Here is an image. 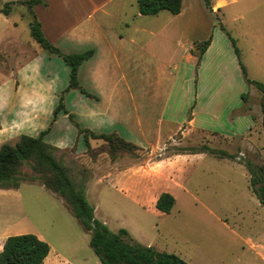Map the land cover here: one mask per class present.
Returning a JSON list of instances; mask_svg holds the SVG:
<instances>
[{
    "label": "crops",
    "instance_id": "obj_1",
    "mask_svg": "<svg viewBox=\"0 0 264 264\" xmlns=\"http://www.w3.org/2000/svg\"><path fill=\"white\" fill-rule=\"evenodd\" d=\"M24 1L28 0H0V9L6 3L17 2L9 15L0 13V147L15 144L23 135L38 137L49 129L44 136L46 143L87 156L85 138L69 116L61 112L54 120L60 95L69 86V66L62 57L50 55L41 46L28 49L17 36L14 9L25 7L20 3ZM138 1L43 0L34 7V13L46 38L63 54L94 51L78 70L80 86L89 95L77 89L69 91L73 101L66 109L79 126L96 134H117L150 150L154 156L180 131L206 133L195 113L190 114L194 100H199L201 94L216 98L233 89L243 92L248 83L227 32L239 50V45H243L246 50L264 51V0H210L212 12L203 0H183L180 14L162 15L167 12L162 11L156 16L142 15ZM208 17H214L216 24ZM211 35V44L199 63L197 45ZM241 59L249 77L242 54ZM247 95L249 100L251 95ZM22 98L25 104L46 100L47 111L34 117L36 122L18 134L24 121L20 111ZM248 100L242 99L235 111L244 108ZM256 125L255 115L248 110L233 119L235 132L224 136L246 138ZM215 131L224 133L219 126ZM210 134L223 136L217 132ZM89 144L94 148L93 139ZM208 156L214 155L176 154L129 165L119 160L106 167L98 183L115 175V188L140 215L144 217L146 210L163 217L166 213L156 207L160 195L171 194L176 199L174 207L179 200L193 197L186 184ZM6 239H0V252ZM241 241L242 250L230 244L227 250L214 255L201 245L189 246L171 239L168 232L163 241L155 237L143 245L175 254L189 264H211L207 260L210 257L216 259L212 260L216 264H264V233L241 237ZM195 258H200V262H195Z\"/></svg>",
    "mask_w": 264,
    "mask_h": 264
},
{
    "label": "rangeland",
    "instance_id": "obj_2",
    "mask_svg": "<svg viewBox=\"0 0 264 264\" xmlns=\"http://www.w3.org/2000/svg\"><path fill=\"white\" fill-rule=\"evenodd\" d=\"M14 11L19 40L30 50L38 49L40 45L31 35L32 17L27 6L16 7ZM169 14L164 12L162 15ZM209 19L212 24H216L214 17H208V21ZM114 24L120 25L118 21H114ZM239 47L251 77L264 82V51L246 50L243 45ZM258 52L261 57L254 55ZM244 92L250 94L251 98L241 113L251 110L257 125L246 138H225L235 132L233 119L236 116L233 113L243 103ZM69 95L70 92H67L64 97L66 108L73 101ZM193 112L198 123L205 127L202 131L209 134L180 131L174 140L154 156L150 155V150L142 148L120 149L113 155L107 142L93 139L94 148H90L87 156H80L76 152L74 154L70 149H61L57 158L70 169L77 180L82 177L87 179V199L95 208V218L104 222L113 233L126 229L133 243L147 244L155 237L160 242L168 232L171 239L175 238L189 246L201 245L212 255L227 250L230 244H235L236 249L242 250L244 243L241 237L264 233V205L251 190L250 175L244 165L247 160L264 164V112L261 93L246 84L242 93L239 88L238 91L233 89L216 98L201 94L199 100L193 102L191 116ZM218 126L224 133L215 131ZM214 132L225 136L210 134ZM82 145L85 146L84 141ZM202 145L225 151L236 156V159L230 161L208 156L200 162L186 184L195 198L189 195L187 199L179 200L172 212L163 217L146 210H143L144 217L140 215V211L130 200L115 188V175L98 183L99 176H103V171L110 163L121 160V164L129 165L151 158L158 160L188 153ZM20 177L24 180L19 189L0 190V239L22 234L41 236L51 247L46 264H102L90 247L91 233L83 228L80 221L62 203L61 196L45 189L39 174L29 163L23 166ZM207 260L211 264L217 262L212 261L216 260L212 257ZM194 261L200 262V258H195Z\"/></svg>",
    "mask_w": 264,
    "mask_h": 264
},
{
    "label": "trees",
    "instance_id": "obj_3",
    "mask_svg": "<svg viewBox=\"0 0 264 264\" xmlns=\"http://www.w3.org/2000/svg\"><path fill=\"white\" fill-rule=\"evenodd\" d=\"M206 8L212 12L210 0H203ZM28 7L32 21L30 23L31 35L43 50L50 55H57L63 58L70 68L69 86L60 95V102L54 112V120L61 112L67 114L72 123L78 128L79 133L85 138L90 151V139H102L110 146V151L115 153L122 150H140L141 147L126 141L117 134H96L90 130L82 129L73 114L65 107L64 97L70 90L77 89L89 95L80 86L78 80L79 67L94 55V51H87L78 54H63L59 48L54 46L46 38L42 26L34 13V7L42 4L43 0H28L20 2ZM17 2L6 3L0 13L9 15ZM139 12L144 16H156L162 11L172 15H178L183 9V0H139ZM222 29L226 31L225 27ZM227 35L232 41L235 53L239 59L243 75L248 84L254 86L261 93V106L264 112V83L251 80L248 77L247 69L244 66L241 53L236 41L229 32ZM212 37L197 45L199 63L203 54L210 46ZM244 102L248 95H242ZM243 109V108H242ZM241 110L234 111V115L241 114ZM49 129L42 132L38 137L23 135L15 144L6 143L0 147V189H19L21 186L22 168L29 163L33 170L39 174L43 186L48 191L61 196L64 205L80 221L83 228L91 233L90 247L100 259L102 264H189L175 254L160 252L153 247H147L133 243L129 232L121 229L113 233L105 223L95 218V208L87 199V179L84 177L77 180L63 162L57 158L61 150L44 141V136ZM72 152L75 154V150ZM190 154L207 153L220 159L235 160L236 156L225 151L202 145L198 149H191ZM250 175V188L258 200L264 204V164H257L247 160L244 163ZM176 204V199L169 193H162L157 201L156 207L159 211L170 214ZM51 252L50 245L34 234H22L9 236L0 252V264H45L46 258Z\"/></svg>",
    "mask_w": 264,
    "mask_h": 264
},
{
    "label": "clouds",
    "instance_id": "obj_4",
    "mask_svg": "<svg viewBox=\"0 0 264 264\" xmlns=\"http://www.w3.org/2000/svg\"><path fill=\"white\" fill-rule=\"evenodd\" d=\"M20 111L24 114V121L23 127L18 130V134L24 132L36 122L34 117H38L47 111V101L30 100L25 104L22 98Z\"/></svg>",
    "mask_w": 264,
    "mask_h": 264
}]
</instances>
